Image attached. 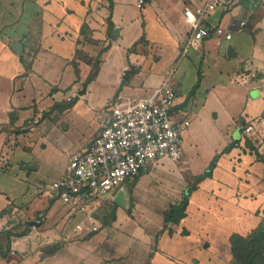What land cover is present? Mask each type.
I'll return each mask as SVG.
<instances>
[{
  "label": "crops",
  "instance_id": "1",
  "mask_svg": "<svg viewBox=\"0 0 264 264\" xmlns=\"http://www.w3.org/2000/svg\"><path fill=\"white\" fill-rule=\"evenodd\" d=\"M206 1L0 0V246L25 225L28 240L58 245L36 264H236L232 238L252 233L264 215V0H223L204 24L230 30L232 39L212 35L188 47L184 11ZM99 45L108 48L89 81L76 58ZM245 64L257 79L236 78ZM164 83L178 95L177 113L191 121L180 170L195 181L219 154L212 178L189 196L179 223L166 225L164 214L184 196L148 216L118 205L106 227L96 212L99 231L79 232L83 215L52 196L50 185L97 137L112 99H144ZM94 84L101 96L87 101ZM77 87L81 99L61 95ZM28 123L31 132L20 133ZM248 125L254 130L246 136ZM199 162L205 167L195 173ZM162 165L159 174L172 168ZM34 221L41 224L31 227Z\"/></svg>",
  "mask_w": 264,
  "mask_h": 264
},
{
  "label": "built area",
  "instance_id": "2",
  "mask_svg": "<svg viewBox=\"0 0 264 264\" xmlns=\"http://www.w3.org/2000/svg\"><path fill=\"white\" fill-rule=\"evenodd\" d=\"M224 5L223 0H208L185 9L184 17L192 29L188 47H197L212 35L232 39L230 30L204 24ZM244 25V21L234 24L240 28ZM236 78L257 79V74L245 64ZM177 99L176 91L164 83L144 99H112L99 114L102 121L97 137L84 152L70 157L65 174L50 185L52 196H57L73 213L83 215L77 225L79 232L99 231L95 213L104 203L113 201L125 184L164 160L175 163L183 158L184 132L191 121L175 110ZM253 130V125H248L244 134L248 136Z\"/></svg>",
  "mask_w": 264,
  "mask_h": 264
},
{
  "label": "rangeland",
  "instance_id": "3",
  "mask_svg": "<svg viewBox=\"0 0 264 264\" xmlns=\"http://www.w3.org/2000/svg\"><path fill=\"white\" fill-rule=\"evenodd\" d=\"M100 46V45H99ZM108 47L100 46L99 50L93 52L91 54L82 52L76 58V68L78 71V75L81 77L84 76L86 80L96 76L101 68V58ZM73 88L71 90L60 91L63 97L71 96L75 98V100L81 99L78 95V89ZM85 87L81 88V91H84ZM102 89L101 86H94L91 87L90 91L87 95H84L87 101H94L101 96ZM74 100V101H75ZM76 102V101H75ZM101 109H98V111ZM103 110V109H102ZM35 126V125H34ZM33 127V123H28L25 125L23 130H19L22 134H29L31 132V128ZM73 130L68 133V136H74ZM184 149V145H183ZM183 158L178 162H171L170 160H164L158 164H164L161 166L162 168H167L171 166L170 170L165 171V174L157 173L158 168L154 167L149 170L147 173L143 174L139 177L141 181L139 185L134 190H131L129 194V209L130 212H136V210L142 211L143 216H148L147 210H157L158 208H164L165 205L171 204L173 199L177 197L184 196L186 190L190 188L194 184V176L190 173L185 174L183 171L180 170V167L183 166ZM197 168L194 170L195 173L201 172L199 171L201 168L198 167H205L204 162H199L194 164ZM130 183L125 184V187H129ZM140 199V202L138 201ZM112 203L106 202L103 204L97 213L96 218L101 222L103 227L111 226L113 221L116 219V212L118 210L117 207H113ZM139 205V206H138ZM138 207V208H137ZM264 213V212H263ZM141 214H137L134 216L136 220L137 217H141ZM264 221V215L262 216V220L260 224ZM256 229H259V226ZM25 225L19 228H14L12 232H10L11 237V246L10 248V255L9 260L12 264H36L40 258L47 257L53 254L56 250H58V245H50L43 247L42 244L37 243L36 236L29 238V240L23 235L25 232ZM255 230V229H254ZM254 230L247 236L239 235L235 239L237 243V248L239 249V253L237 257H239V262L236 261L237 264H241L242 256L244 250L248 248L251 250L250 247V239L249 237L253 235ZM25 231V232H24ZM23 235V236H22ZM3 246L7 247V241H5V236L1 237ZM12 241H15L16 244L13 245ZM241 261V262H240ZM257 264H264V259H258Z\"/></svg>",
  "mask_w": 264,
  "mask_h": 264
},
{
  "label": "trees",
  "instance_id": "4",
  "mask_svg": "<svg viewBox=\"0 0 264 264\" xmlns=\"http://www.w3.org/2000/svg\"><path fill=\"white\" fill-rule=\"evenodd\" d=\"M95 77V76H94ZM94 77L90 78L92 80ZM220 155H216L214 160L212 161L209 168L205 171L204 174L198 176L194 182V184L186 190L183 200L176 204L172 205L169 210H167L164 214L165 216V223L166 225L168 223H179L182 218L186 216V209L189 204V196L194 192L198 184L202 183L204 180L212 178L215 168L217 167V163L219 160ZM142 176V175H141ZM139 178V177H138ZM113 207H117L116 204H111ZM23 236V235H22ZM239 235H234L232 238V254L235 259V261L239 262V249L237 248V243L235 242V239ZM11 234H8L7 237V247L6 246H0V259H8L10 255V246H11ZM250 239V247L251 250L248 248L247 250L242 251L243 256L241 259V264H257L258 259H264V221L259 226V229H255L253 235L249 237ZM239 247V246H238ZM239 256V257H237ZM237 264V263H236Z\"/></svg>",
  "mask_w": 264,
  "mask_h": 264
},
{
  "label": "water",
  "instance_id": "5",
  "mask_svg": "<svg viewBox=\"0 0 264 264\" xmlns=\"http://www.w3.org/2000/svg\"><path fill=\"white\" fill-rule=\"evenodd\" d=\"M13 49L15 52L17 53H22L23 49L22 46L18 43L13 44ZM125 80H129L130 79V71H126L125 73ZM86 91H82L81 94H84ZM113 202L117 205H119L120 207L128 210L129 209V194H128V188L127 187H122L119 192L116 194V196L113 199ZM41 224V222H32L30 224L31 227L33 226H39Z\"/></svg>",
  "mask_w": 264,
  "mask_h": 264
}]
</instances>
